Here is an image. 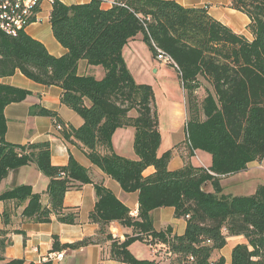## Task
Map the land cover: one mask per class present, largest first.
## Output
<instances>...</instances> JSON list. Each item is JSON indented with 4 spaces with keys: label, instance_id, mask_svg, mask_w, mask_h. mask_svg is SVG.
I'll list each match as a JSON object with an SVG mask.
<instances>
[{
    "label": "trees",
    "instance_id": "obj_1",
    "mask_svg": "<svg viewBox=\"0 0 264 264\" xmlns=\"http://www.w3.org/2000/svg\"><path fill=\"white\" fill-rule=\"evenodd\" d=\"M104 2L67 6L54 0L51 25L67 50L62 57L50 54L25 31L13 36L0 26V79L20 72L35 83L61 88L62 103L84 120L78 129L60 130L65 142H80L91 163L124 192L139 193L138 216L133 217L110 189L94 182L73 156L66 166H54L49 142L9 144L5 109L25 101L30 92L5 84H0V185L9 172L29 164H35L50 183L45 192L48 206L43 205V195L27 185L5 192L0 201L28 202L23 212L28 221L51 223L55 217L62 224L78 225L79 209L66 207L64 198L69 191L92 184L97 202L89 221L99 226L97 236L74 245L54 237L52 252L109 243V258L122 264H226L220 252L228 238L243 236L247 244L233 249L232 264H264V187L251 196H232L224 194L221 184L222 178L264 158V0H230V8L250 19L253 41L215 19L209 6L120 0L106 9ZM139 35L154 59L156 46L178 64L188 104L189 146L192 152L212 156L210 168L187 165L171 171L172 152L158 155L161 134L154 91L135 82L123 58L124 47ZM82 60L103 67L105 78L79 76ZM133 111L135 118L129 116ZM32 114L58 116L41 107ZM128 126L136 129L138 160L120 157L112 149L114 133ZM149 168L154 173L146 176ZM165 207L174 208L179 220H187L184 235H173L171 228L155 230L151 212ZM113 223L131 229L133 235L125 241L113 238L109 231ZM138 241L166 249L161 247L154 259L139 260L129 251ZM5 247L0 242L1 261L6 260ZM7 264L29 263L14 258Z\"/></svg>",
    "mask_w": 264,
    "mask_h": 264
},
{
    "label": "crops",
    "instance_id": "obj_2",
    "mask_svg": "<svg viewBox=\"0 0 264 264\" xmlns=\"http://www.w3.org/2000/svg\"><path fill=\"white\" fill-rule=\"evenodd\" d=\"M67 6L86 4L91 0H60ZM185 8L209 6V13L215 19L229 26L235 33L254 40V34L249 25L250 19L242 12L230 8V0H174ZM108 9L111 6L103 4ZM53 4L44 0L38 11V22L30 25L26 33L41 42L50 54L62 57L67 50L54 37L51 25V12ZM123 58L128 70L138 85L151 86L155 95V107L158 115L161 146L158 155L161 157L167 151L172 152L169 169L177 171L187 165L195 168L208 169L212 165V156L202 151L192 152L189 146L186 125L189 118L186 91L177 70L164 66L156 61L144 42L141 35L132 39L123 49ZM79 76H91L102 80L106 70L101 66H92L82 60L78 65ZM202 82V78H199ZM0 84L17 87L30 92V95L21 103L8 105L5 109L8 131L6 140L13 145H26L28 143L49 142L52 150V164L57 167L66 166L73 156L83 167L88 169L94 182L102 183L125 204L133 217L139 214V193H126L120 184L108 177L99 168L94 166L86 154V149L77 141L65 142L62 132L57 128V121L65 129L80 128L84 120L61 101L63 90L59 87H47L31 81L17 72L14 76L0 79ZM206 87V85L204 84ZM201 92V93H200ZM199 94L203 95L202 91ZM90 106V102H87ZM35 107H41L57 113L56 118L33 115ZM137 117L133 111L129 115ZM135 127L128 126L118 129L112 137V149L115 154L129 160H138L135 153ZM154 173L149 168L145 175ZM50 180L35 164H29L9 172L0 185V196L20 186H30L35 194L43 195V205H49L45 195ZM224 194L232 196H251L259 187H264V158L254 161L243 172L221 179ZM94 185L89 184L81 189L69 191L64 198V205L69 208H78L80 211L78 225H66L58 222L55 217L51 223H35L25 220L23 212L28 202L16 200L0 201V242L5 243L3 252L5 261L22 259L27 263L42 264L56 253H63V260L52 261L53 264H122L109 258V243L87 244L84 246L52 252L54 237H58L61 244L74 245L83 240L94 239L99 226L90 223L89 214L95 208L97 197ZM151 218L156 231L172 229L173 235L182 236L187 229V220L176 218L174 208H159L151 212ZM113 238L125 241L126 236H132L131 229L113 223L109 228ZM8 242L10 244L8 245ZM135 242L130 250L137 258L154 259L156 252L139 246ZM143 243V242H142ZM247 244L243 236L230 237L228 243L220 254L226 259V264H232L233 249L237 245ZM166 246L158 245L157 249Z\"/></svg>",
    "mask_w": 264,
    "mask_h": 264
},
{
    "label": "built area",
    "instance_id": "obj_3",
    "mask_svg": "<svg viewBox=\"0 0 264 264\" xmlns=\"http://www.w3.org/2000/svg\"><path fill=\"white\" fill-rule=\"evenodd\" d=\"M44 0H0V26L9 35L16 36L20 31H26V29L38 22L37 14ZM52 4L54 0H48ZM120 0H105L103 4L113 6ZM157 56L156 61L160 62L164 66H170L180 72L178 64L174 59L163 52L161 49L155 46ZM59 130H63L64 127L60 124L57 125ZM156 253L158 252L157 245L150 246ZM64 257L63 253L53 254L48 261H62Z\"/></svg>",
    "mask_w": 264,
    "mask_h": 264
},
{
    "label": "rangeland",
    "instance_id": "obj_4",
    "mask_svg": "<svg viewBox=\"0 0 264 264\" xmlns=\"http://www.w3.org/2000/svg\"><path fill=\"white\" fill-rule=\"evenodd\" d=\"M138 242H139V241H138ZM138 244H139V246L145 248V250H146V248H148L146 245H143L144 243H142V242H139ZM144 259H146V258H144Z\"/></svg>",
    "mask_w": 264,
    "mask_h": 264
},
{
    "label": "water",
    "instance_id": "obj_5",
    "mask_svg": "<svg viewBox=\"0 0 264 264\" xmlns=\"http://www.w3.org/2000/svg\"><path fill=\"white\" fill-rule=\"evenodd\" d=\"M205 188H206V190H211V186H210V184H206V185H205Z\"/></svg>",
    "mask_w": 264,
    "mask_h": 264
}]
</instances>
